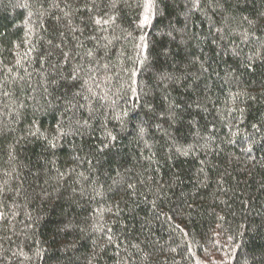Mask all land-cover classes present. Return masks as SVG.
I'll list each match as a JSON object with an SVG mask.
<instances>
[{"label": "trees", "instance_id": "1", "mask_svg": "<svg viewBox=\"0 0 264 264\" xmlns=\"http://www.w3.org/2000/svg\"><path fill=\"white\" fill-rule=\"evenodd\" d=\"M145 3L0 0V264H264V0Z\"/></svg>", "mask_w": 264, "mask_h": 264}, {"label": "snow or ice", "instance_id": "2", "mask_svg": "<svg viewBox=\"0 0 264 264\" xmlns=\"http://www.w3.org/2000/svg\"><path fill=\"white\" fill-rule=\"evenodd\" d=\"M152 6H153V0H146L144 7L146 9H151ZM148 22H149V15H145L143 19V23H148ZM97 23H99V21H97ZM111 139L115 140V137H112Z\"/></svg>", "mask_w": 264, "mask_h": 264}]
</instances>
